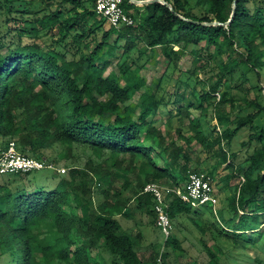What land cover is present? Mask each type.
Segmentation results:
<instances>
[{
	"label": "trees",
	"instance_id": "trees-1",
	"mask_svg": "<svg viewBox=\"0 0 264 264\" xmlns=\"http://www.w3.org/2000/svg\"><path fill=\"white\" fill-rule=\"evenodd\" d=\"M165 1L173 10L159 2L123 0L136 23L105 29L96 0H0V156L14 140L21 153L56 166L50 157L58 147V161L70 160L53 190L22 183L31 172L0 173V264H148L136 250L139 234L123 233L118 216L131 215L132 201L157 226L156 199L144 188L153 182L181 188L191 171H199L191 169L195 143L202 147L199 161L206 154L210 176L223 165L243 172L231 196L233 216H222L232 227L220 219L212 226L237 243L243 235L248 240L245 232L259 224L264 213V0H238L229 24L234 0ZM43 36L61 46L71 37L79 58L61 61L59 51L38 43ZM189 44L193 66L181 70L178 63ZM118 51L119 74L106 75L100 62ZM159 53L166 69L151 88L140 72ZM246 67L258 78L257 95L250 98L244 91L243 105H237L230 89ZM176 72L180 75L171 86ZM234 86L241 89L242 83ZM162 106L169 114L164 126L155 119ZM235 110L239 113L232 119ZM174 118L180 122L175 127ZM245 128L248 140L232 151ZM78 148L91 152L83 167L77 164ZM132 186L133 197L127 192ZM89 195L94 208L85 199ZM167 211L172 222L191 221L209 264H222L206 239L217 236L206 221L198 222L204 214L192 202L173 194ZM210 216L216 218L214 210ZM99 241L110 261L93 255ZM248 241L264 245L258 238ZM164 246L180 244L173 235ZM152 261L158 264L157 253ZM253 264L264 261L255 257Z\"/></svg>",
	"mask_w": 264,
	"mask_h": 264
},
{
	"label": "rangeland",
	"instance_id": "rangeland-1",
	"mask_svg": "<svg viewBox=\"0 0 264 264\" xmlns=\"http://www.w3.org/2000/svg\"><path fill=\"white\" fill-rule=\"evenodd\" d=\"M105 29H111L110 25L106 22L104 24ZM75 32V31H74ZM116 34L112 35V41L115 39ZM68 46H61L55 42L52 36H43L38 39V43L44 48H55L61 54V61L70 60L74 57L79 58L80 50H77V47L72 46L73 40L71 37L66 39ZM124 44V41H122ZM139 47L142 46V43H139ZM201 44H204L201 42ZM94 43L89 45V50L94 48ZM193 45L189 44L186 45V51L184 56L181 58L180 62L178 63V68L181 70H187L192 68L193 66V54H192ZM211 50L214 51V47H211ZM85 51V49H82ZM137 53V52H136ZM120 53L117 52L116 56H108L106 55L104 60L100 62V65L106 66L105 74H109L111 72H116L119 74L118 69V57ZM226 59L227 53L222 56ZM222 59V58H220ZM166 69V62L165 57L162 53H159L158 57L156 58L155 62L148 63L144 69L141 70L140 74L147 79L148 86L153 88L155 79H158ZM245 72V74H243ZM239 79L236 78L235 81L232 82V85L237 83L238 81L242 83V88H237L236 86H232L230 89L231 96H234L237 99V105H243V101L241 99L244 91H247V95L250 98H254L257 95V89H255V85H257L258 78L252 70H248L246 67L245 69L239 70ZM180 75L179 72H176L173 76V80L170 82L169 85L173 86L175 84V80ZM264 76V75H263ZM166 80V79H165ZM168 80V79H167ZM183 89V88H181ZM264 93V91H263ZM140 93H137L133 99V101H139ZM230 102L226 104L228 110H230ZM238 110L233 111L231 118L233 119L237 115ZM169 118V114L165 107H161L158 114L156 115L155 119L157 123L161 126H164ZM264 122V115L260 120L262 124ZM179 120L174 118L173 125L174 127L179 124ZM203 127L206 133H209L210 125L207 123V120H203ZM258 123V122H257ZM212 124L216 125L217 122L214 120ZM175 130L173 129V133ZM250 130L245 128L241 130L238 137L235 138L232 146V151L238 152L242 148L241 143L243 141L248 140ZM195 152L193 154V162L191 163V169H198V172H207L210 170L208 162L206 161V154L202 153L200 157V151L202 147L198 144H194ZM60 147H58L57 151L52 154L50 157L51 160L57 162L59 167H65L68 169V165L70 164V160H62L58 161L57 153L60 151ZM91 152L85 150L83 148H78L76 150V155L78 157L77 164L80 167H83L84 163L87 161L88 157L90 156ZM49 158V159H50ZM234 162L238 164L240 162L239 158H235ZM76 164V163H75ZM226 165L219 167L214 174L211 176L213 177L212 180L214 182V186L217 192V197L219 199L218 204L216 205L215 209L212 204H204V205H194L196 210L199 213L204 214L202 218L198 220L201 222L202 220L206 221V223L211 227L213 232L216 234L217 238L212 239V236H207L206 239L209 241V245L213 251L218 255V261L222 264H253L255 257H260L264 261V245H260L257 243L256 247H253L251 243L248 241L250 238H258L261 242L264 241V213L261 214L259 224L254 225L256 228L249 229L245 232L246 239H244V235L239 242H235V237L231 235L230 238H226L225 235L219 234L217 226H212V223L215 225V220L218 221L220 219L224 222L225 227L230 229L232 226L225 223L222 216H225V219H229L233 216V208L231 206V196L237 192V186L240 182L244 179L243 172L241 170L236 171L235 169H227L225 168ZM68 170L64 173H58L55 170L51 169H43L32 171L29 176H24L25 180L22 179V183L28 185L31 189L35 188H42L44 190H53L56 188L57 183L62 175L67 173ZM232 173L231 178H228V175ZM135 173L132 176V179L135 178ZM20 179V177H18ZM135 181V180H134ZM93 179L90 182L92 185ZM122 180H118L116 186H120ZM187 182H183L181 186H185ZM128 194L133 197V186L128 191ZM85 199L90 200L92 202V207L95 206V198L93 196H88ZM129 206L131 208V215L129 216H118L122 223V232L123 233H132V234H139V240L136 245V250L148 264L153 263V253H157V257L161 258L158 260V264H209L210 256L208 255L207 251L204 249V246L201 242V234L197 230V228L193 225L191 221L188 220H177L172 222V229L169 236H175L180 244L179 248H173L164 246L166 235L162 232V230L151 223V217L142 212L138 207H136L135 203L130 201ZM216 215L214 219L210 214L212 211ZM243 213L241 208L240 214ZM221 226V224L219 223ZM243 240V241H242ZM92 253L94 256L99 255L101 253L107 260L110 261L111 254L109 250H106L103 246V242L99 241L98 246L92 249Z\"/></svg>",
	"mask_w": 264,
	"mask_h": 264
},
{
	"label": "built area",
	"instance_id": "built-area-1",
	"mask_svg": "<svg viewBox=\"0 0 264 264\" xmlns=\"http://www.w3.org/2000/svg\"><path fill=\"white\" fill-rule=\"evenodd\" d=\"M95 9L98 15L105 18L110 27L119 28L122 25L131 26L136 23L135 18L125 11L123 0H96ZM43 169L61 173L68 170L65 167L56 166L52 162L21 153L14 140L9 142L7 149L0 156V173L2 174L26 173ZM144 192L153 193L156 199L154 208L157 226L166 235V238L172 229V221L167 208L173 194H177L183 201L192 202L194 205L212 204L214 209L219 202L212 177L205 172L191 171L186 185L181 188L153 182L145 186Z\"/></svg>",
	"mask_w": 264,
	"mask_h": 264
},
{
	"label": "water",
	"instance_id": "water-1",
	"mask_svg": "<svg viewBox=\"0 0 264 264\" xmlns=\"http://www.w3.org/2000/svg\"><path fill=\"white\" fill-rule=\"evenodd\" d=\"M131 2H133L136 5H144V4L159 2V3H162V4H166L169 8H171L173 10L171 4H169L165 0H131ZM237 2H238V0H234L233 1L232 15H231V18L226 22V24H229L232 21V19L234 18L235 12H236V9H237ZM177 15H179V14H177ZM181 17L185 19V17H183V16H181ZM187 20L192 21V22H198V21H193V20H190V19H187ZM198 23L206 24V25H208V24H220L219 22H212V23L198 22Z\"/></svg>",
	"mask_w": 264,
	"mask_h": 264
},
{
	"label": "crops",
	"instance_id": "crops-1",
	"mask_svg": "<svg viewBox=\"0 0 264 264\" xmlns=\"http://www.w3.org/2000/svg\"><path fill=\"white\" fill-rule=\"evenodd\" d=\"M160 258V257H159ZM159 258H158V260H159ZM195 263V262H194ZM194 263H191V264H194Z\"/></svg>",
	"mask_w": 264,
	"mask_h": 264
}]
</instances>
